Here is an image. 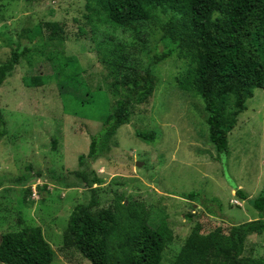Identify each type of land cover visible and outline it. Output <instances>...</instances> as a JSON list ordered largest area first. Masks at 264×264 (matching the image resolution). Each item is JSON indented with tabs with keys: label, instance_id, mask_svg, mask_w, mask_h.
Here are the masks:
<instances>
[{
	"label": "rangeland",
	"instance_id": "374dc122",
	"mask_svg": "<svg viewBox=\"0 0 264 264\" xmlns=\"http://www.w3.org/2000/svg\"><path fill=\"white\" fill-rule=\"evenodd\" d=\"M104 17L94 0L0 1V61L18 42L31 47L30 58L20 59L0 86L6 122L0 139V235L38 225L54 250L50 264H91L77 250L61 246L69 213L91 196L74 172L93 169L103 179L100 206L118 196L139 199L152 226L167 221L175 238L160 264H171L196 222L203 232L216 226L227 231L231 224L264 216L250 203L264 183V88H255L246 100L228 133L227 151L216 152L201 98L178 86L188 61L175 52L153 67L154 91L117 128L116 146L79 166L78 155L87 153L90 136L100 131L116 100L105 61L124 45L141 67L147 66L150 56L166 46L154 26L142 34L143 47ZM46 21L59 22L64 39H48L47 28L39 26ZM24 28L28 38L20 36ZM56 54L69 59L62 72ZM36 75L45 78L43 84L28 86L25 80ZM136 130L152 131L155 139L143 140ZM238 188L246 199L235 194ZM189 192L197 196L190 200ZM202 204L213 207L212 214L216 205L219 216ZM243 254L264 256V232L247 236Z\"/></svg>",
	"mask_w": 264,
	"mask_h": 264
},
{
	"label": "trees",
	"instance_id": "16d2710c",
	"mask_svg": "<svg viewBox=\"0 0 264 264\" xmlns=\"http://www.w3.org/2000/svg\"><path fill=\"white\" fill-rule=\"evenodd\" d=\"M94 1L104 11L105 22L131 32L143 47L146 40L141 36L151 26L160 30L166 46L150 56L147 66L141 67L124 45L105 61L112 78L110 92L116 100L100 131L90 136L87 153L78 155V165H84L86 158L104 156L116 146L117 128L129 122L134 107L147 102L154 91L153 67L175 52L188 61L177 78L179 88L201 98L209 142L216 152L227 151L228 133L246 108V100L255 88H264V0ZM39 26L47 28L48 39H64L59 22L46 21ZM28 33L29 28H24L20 36L28 38ZM30 55L28 45L18 42L11 47L9 57L0 61V86L13 74L20 59ZM55 58L62 72L69 59L59 54ZM44 79L36 75L25 82L40 86ZM5 124L0 108V139L6 133ZM135 134L146 141L155 139L152 131L136 130ZM52 140L55 144L56 138ZM89 172H74L89 187L91 196L69 213L61 248L77 250L91 264H160L165 247L175 238L167 221L162 219L152 226L148 207L139 199L118 196L111 205L100 206L97 192L103 179L93 169ZM235 194L247 198L239 188ZM196 196L195 192L185 194L190 200ZM250 203L264 213V183ZM201 207L219 216L216 205L215 214L210 205ZM263 232L264 216L231 224L227 231L216 226L203 232L201 223L196 222L171 264H264L262 255L243 254L247 236ZM53 258L54 250L38 225L0 235V261L4 264H50Z\"/></svg>",
	"mask_w": 264,
	"mask_h": 264
},
{
	"label": "water",
	"instance_id": "95a60500",
	"mask_svg": "<svg viewBox=\"0 0 264 264\" xmlns=\"http://www.w3.org/2000/svg\"><path fill=\"white\" fill-rule=\"evenodd\" d=\"M141 164H142L141 162H137V163H136L137 166H140Z\"/></svg>",
	"mask_w": 264,
	"mask_h": 264
},
{
	"label": "built area",
	"instance_id": "2783aa9c",
	"mask_svg": "<svg viewBox=\"0 0 264 264\" xmlns=\"http://www.w3.org/2000/svg\"><path fill=\"white\" fill-rule=\"evenodd\" d=\"M35 193V192H34Z\"/></svg>",
	"mask_w": 264,
	"mask_h": 264
}]
</instances>
